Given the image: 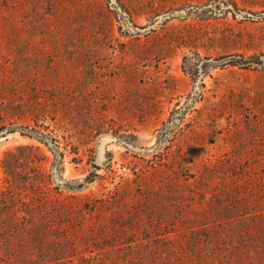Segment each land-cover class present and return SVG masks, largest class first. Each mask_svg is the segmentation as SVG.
Listing matches in <instances>:
<instances>
[{"label":"rangeland","instance_id":"rangeland-1","mask_svg":"<svg viewBox=\"0 0 264 264\" xmlns=\"http://www.w3.org/2000/svg\"><path fill=\"white\" fill-rule=\"evenodd\" d=\"M262 50L264 0H0V264H231L200 223L264 218V68L222 57Z\"/></svg>","mask_w":264,"mask_h":264},{"label":"trees","instance_id":"trees-1","mask_svg":"<svg viewBox=\"0 0 264 264\" xmlns=\"http://www.w3.org/2000/svg\"><path fill=\"white\" fill-rule=\"evenodd\" d=\"M222 59L226 61V64L230 66H237L238 68L242 69L264 68V50L249 56H245L244 54L240 53L229 54L222 57ZM172 124L173 123H171V125ZM171 125H169L168 123L164 125L163 132L161 131L159 135V142L169 132ZM25 129L26 130H20L21 134L36 138L37 140L45 144H48L49 141L51 143H54V140L52 138H50L47 134H44L40 130L26 127ZM13 131L14 129L8 130V132ZM193 160L194 157L182 158V162L186 164L192 163ZM184 167L181 166L180 170H173V173L175 175L174 178L176 180H179L181 178L185 182L188 181V179L191 177L195 178V176L183 173L182 170L184 169ZM207 176L208 174L201 173L198 183L208 181L209 178ZM194 180L196 181V179ZM115 193L116 195H113V197L117 195L120 196L121 191H115ZM224 193L225 189L223 188L208 197L211 201L209 203L211 204V208L217 211L218 216L212 219L209 218L207 221H205V219L201 220L200 224L203 226L207 233L203 235L206 242L210 244V250L206 249L207 251H205V253H211V255L218 259L219 262H224L222 258V253H224V255L228 257H225V259H227V261H230L231 264H244V260L242 259L243 254L242 251L239 250L240 248H256L258 246V242H260L259 244L264 247V218L263 216L256 214L255 212L251 213L247 211L240 213L241 210H237L238 208L236 209L234 215L226 216L223 213L228 208V205L226 203L227 200L223 195ZM103 206H105V204H103ZM232 208L234 207L232 206ZM203 214L206 215L207 213Z\"/></svg>","mask_w":264,"mask_h":264}]
</instances>
